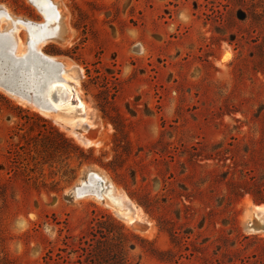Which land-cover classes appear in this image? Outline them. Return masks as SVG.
Instances as JSON below:
<instances>
[{
	"label": "rangeland",
	"instance_id": "1",
	"mask_svg": "<svg viewBox=\"0 0 264 264\" xmlns=\"http://www.w3.org/2000/svg\"><path fill=\"white\" fill-rule=\"evenodd\" d=\"M58 1L98 144L0 84V264H264V0ZM55 9L0 0L13 53Z\"/></svg>",
	"mask_w": 264,
	"mask_h": 264
},
{
	"label": "bare ground",
	"instance_id": "2",
	"mask_svg": "<svg viewBox=\"0 0 264 264\" xmlns=\"http://www.w3.org/2000/svg\"><path fill=\"white\" fill-rule=\"evenodd\" d=\"M40 3L41 6L43 5L46 8H51V4H54L56 7L54 11H57L56 13H52L50 12L51 10L47 12L44 10L47 25H44L45 27L41 28L42 30L37 34L33 33L31 35V50L25 53L21 51L13 53V46L18 47L19 40L16 39L13 31H0V38H4V36L9 37L8 39L11 44H8L9 46L11 45V48L9 47L10 50H8L12 52L11 58L4 56L0 52V84H3L13 94L20 95L26 98L28 102L34 103L44 113L54 110L57 122L70 134L77 137L81 143L89 147L98 144V142L91 139L85 140L84 136H80V133L76 131L80 123L85 120L83 113L86 112V105L76 89V84L78 85L79 82V74L75 72L76 70L73 71V68H66L65 62L58 61L54 57L45 56L46 54L44 55L40 48L41 44H44L51 38H55L61 42L69 38L68 28L64 21L65 11L58 0H50V2L41 0ZM3 12L0 15L2 21L7 18L6 20L10 19L12 23L16 24V22H20V24L25 25V20H17L6 11L3 10ZM7 22L10 21L8 20ZM15 28L18 30L17 26ZM61 91L65 93V96L61 102L62 104L58 105L55 101L57 98L54 95ZM73 98L76 100L75 105L73 104ZM58 111L59 113H57ZM91 175L107 181L98 171L93 170L90 172ZM87 182L84 181L82 186H76L75 188L79 190ZM255 207L264 213V204L256 205ZM263 222L257 214L251 222V226L254 229L264 228Z\"/></svg>",
	"mask_w": 264,
	"mask_h": 264
},
{
	"label": "snow or ice",
	"instance_id": "3",
	"mask_svg": "<svg viewBox=\"0 0 264 264\" xmlns=\"http://www.w3.org/2000/svg\"><path fill=\"white\" fill-rule=\"evenodd\" d=\"M33 3L40 2V0H32ZM46 2H50V0H46Z\"/></svg>",
	"mask_w": 264,
	"mask_h": 264
},
{
	"label": "water",
	"instance_id": "4",
	"mask_svg": "<svg viewBox=\"0 0 264 264\" xmlns=\"http://www.w3.org/2000/svg\"><path fill=\"white\" fill-rule=\"evenodd\" d=\"M84 139L87 140V139H89V138H87V137L84 136Z\"/></svg>",
	"mask_w": 264,
	"mask_h": 264
}]
</instances>
